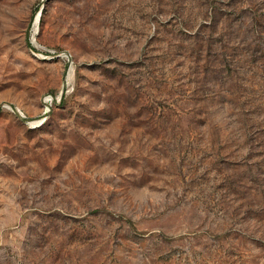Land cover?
Listing matches in <instances>:
<instances>
[{"label": "rangeland", "instance_id": "rangeland-1", "mask_svg": "<svg viewBox=\"0 0 264 264\" xmlns=\"http://www.w3.org/2000/svg\"><path fill=\"white\" fill-rule=\"evenodd\" d=\"M0 264H264V0H0Z\"/></svg>", "mask_w": 264, "mask_h": 264}, {"label": "built area", "instance_id": "built-area-1", "mask_svg": "<svg viewBox=\"0 0 264 264\" xmlns=\"http://www.w3.org/2000/svg\"><path fill=\"white\" fill-rule=\"evenodd\" d=\"M35 54H37V53H35ZM39 55L42 57V58H49V57H55V56H59V57H66V58H68V55L66 54V52H61V53H58L57 51H55V50H47V54H45L44 52H39ZM68 81H69V74H68V80H67V84H69L68 83ZM55 99L56 98H54L53 96H48L47 98H45V103H46V105H45V108H44V111L42 112V115H48L49 114V112H50V110H51V106L53 105V103L55 102ZM60 99H61V95L57 98V100L58 101H60ZM20 111V110H19ZM20 113H22V112H20ZM22 115H23V113H22ZM46 118H44V120H45Z\"/></svg>", "mask_w": 264, "mask_h": 264}]
</instances>
